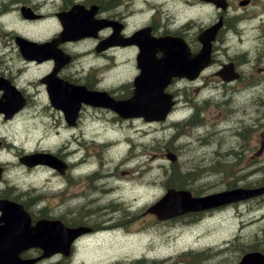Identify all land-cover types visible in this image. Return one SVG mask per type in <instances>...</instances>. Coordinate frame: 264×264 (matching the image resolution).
Listing matches in <instances>:
<instances>
[{
    "label": "rangeland",
    "instance_id": "obj_1",
    "mask_svg": "<svg viewBox=\"0 0 264 264\" xmlns=\"http://www.w3.org/2000/svg\"><path fill=\"white\" fill-rule=\"evenodd\" d=\"M27 1L0 0V7L7 4L10 13H14L13 17H10V13L5 18L0 17V34L6 42H9V35H6L4 30L14 36L17 31L51 34L60 29L56 21L54 26L48 22L40 24L38 28L36 25V29L21 25V7L23 2ZM47 2L49 3L46 7L52 10L55 6L62 5L64 0ZM167 9L169 19L189 21L194 34H197L202 29V23L207 24L214 14V9L209 6H194L186 0H169ZM262 11L263 6L255 10L257 14ZM253 12L248 11L244 19V26L248 28L245 38L253 39L256 34L254 30L249 29L253 27L252 22L255 20L250 16ZM150 13L143 12L139 20ZM261 15L264 17V12ZM3 21H6V27ZM232 35H235V32ZM240 40L242 39L233 36V47L239 52L249 49L248 41L238 47ZM78 48L89 50L88 55L92 53L88 43L79 45ZM261 51L264 55V49ZM2 52L8 53L1 47L0 54ZM9 55L13 56V61H7L10 65L20 60L17 53ZM88 55L78 59L73 68L81 70L83 67H92ZM101 62L100 59L96 60L95 66L103 67ZM262 66L263 62H260V67ZM95 73L102 74V79L111 83L114 80L121 82L128 76V68L116 66L106 71L98 68ZM205 79L209 78L205 76L203 81L191 83L180 81L175 85L181 94L183 92V97L182 105L173 116L174 123L170 122L171 120L164 124L143 123L141 119H135L108 124L104 120L95 119L93 110H86L90 117L85 115L84 124L81 126L83 129L67 133L66 141L71 142V137L76 134L77 143L63 144L64 151L69 152V159L72 161L86 153L89 154L88 164L79 165L75 171V174L81 175H74L68 180V186L65 180L63 181L64 175L53 169H28L26 165L21 164V152L19 154L16 147H0V160L6 158L12 163L7 165L8 173L4 181L0 182V191L11 190L8 194L19 196L22 190L26 191L23 187L30 181L37 185L38 189L22 193L25 199L40 196L43 199L42 204L47 207L77 208L75 217L82 220L86 216L84 213L89 211L86 218L88 222L105 215L104 211L108 217L114 218L116 222L113 224H118L115 229H108L103 235L88 237L85 244L79 246L80 264H132V261L143 258L147 260L144 261L145 264H235L247 248L248 251L256 247L264 249V205L249 207L241 204L240 208L235 209L226 206L212 211L213 213H205L195 223L186 222L189 217L176 221H160L155 215L147 212L148 206L160 199L169 187L183 184L181 182L185 178L179 179L180 173L195 170L192 175L194 179H185L188 181H185V185L204 193L223 190L234 184L262 182L264 96L251 98L247 108L252 110V113L249 112L246 119L245 116L241 117V110L235 115L232 108L240 107L241 101H248L252 96H249V92L261 94L264 86L248 88L245 91L241 84L215 86L211 81L203 83ZM26 114V118L23 115L17 117L23 126L15 120L4 127L9 133L6 134L7 137L16 138L19 143L25 136L29 140H39L43 136L39 141L41 148L51 147L58 150L57 147L62 146V141L59 136L49 133L53 132L52 121L50 129L42 133L36 130L32 117L28 118L29 113ZM241 118L245 123L243 127H240ZM55 120L63 121L60 113H56ZM65 133L61 130L63 137ZM52 139L56 144L48 143ZM0 140L6 143L4 137H0ZM168 150L177 155L176 160L172 161L166 156ZM61 151L64 152L62 148ZM215 163L224 165L227 170L220 168V171H217L211 167ZM211 168L217 173L212 172ZM90 170L94 171L86 173ZM101 175L104 178L99 177ZM61 181L63 183H60ZM112 185L117 187L112 188L113 191L107 190L106 187ZM61 186L63 188L59 189ZM99 211L104 214L101 215ZM97 212L98 215H95ZM189 250H192V255L184 257V252ZM205 251L208 253L207 257L203 255ZM200 252H203L200 257L194 255ZM202 257H206V260L203 261L205 258Z\"/></svg>",
    "mask_w": 264,
    "mask_h": 264
},
{
    "label": "flooded vegetation",
    "instance_id": "obj_2",
    "mask_svg": "<svg viewBox=\"0 0 264 264\" xmlns=\"http://www.w3.org/2000/svg\"><path fill=\"white\" fill-rule=\"evenodd\" d=\"M31 1L34 2L30 3ZM47 1L50 0H28L26 3L23 2L29 8V16L24 15L26 25L41 18L59 23V13L75 3L82 4L88 9H96L95 17L103 18L105 25L93 36L61 45L65 52L72 55V61L63 66L56 75L52 73L55 67L53 60L49 59L37 63L36 61L26 62L27 60L23 57L16 39L13 40L15 37L10 36L11 32L3 31L6 35H9V42H6L0 34V48L3 47L8 52L7 54L5 52L0 54V131L3 133H0L2 134L0 137L6 139V143L0 140V147H16L19 154L21 152L19 162L26 165L28 169L48 170L49 168L63 174V181L65 180L67 186L74 175H81L75 174L78 166L83 165L85 161L88 162V153L73 160V162L69 159V152L64 151L65 144L77 143L76 134L71 137V142L66 141L68 138L67 133L71 130L83 129L81 126L84 124L85 115L90 117V114H86V110H93L95 119L104 120L108 124L138 119H125L110 107L83 104L79 116L69 120L63 110L54 103L62 92L65 96H73L75 100L78 96L77 90L81 89L83 91L82 87L68 86L69 84L83 85L91 91L105 92L106 96L117 101L128 100L135 93L136 82L140 84L147 83V79L143 78L145 68L152 61L162 56L159 39L167 36L183 38L191 44L192 50L197 52L203 46L199 40L200 33L207 27L220 24L213 44V65L206 69L197 82L203 81L206 76L209 79H205L203 83L211 81L213 85L217 86L241 84L245 91L251 87L264 86V71H262L264 66L260 67V62H263L264 65V55L261 51L264 49V17L261 15L264 11L260 14L255 12L261 6L264 7V0H226V7L224 8L222 6L218 7L214 2L186 0L188 4H194V6L201 4L214 9V14L209 22L207 24L202 23V29L197 34L193 33L189 21L183 22L177 18L169 19L167 9L169 0H64V3L60 6L53 5L55 8L52 10L46 7V4L49 3ZM180 1L182 2V0ZM0 8L2 15L10 13L7 4L1 5ZM252 10L254 12L250 16L255 20L252 22L254 26L249 29L254 30L256 34L253 39L250 38L247 44L249 49L239 52L233 47L234 43L232 45V39L235 36L232 34L233 32L238 33V29L243 26L241 21L246 18V13ZM147 11L151 12L150 15L139 20L143 12ZM256 16L258 17L256 18ZM25 34L36 38L35 34L29 32H25ZM57 35L58 31L51 34H42L38 38L48 40ZM235 38L238 39L236 36ZM86 43L91 45L90 50H92V53L89 55V50H79L78 48L79 45ZM238 47H242V45ZM9 53H17L20 60L13 62L11 65L8 64V60L13 61V56H10ZM86 55L90 58L89 63L92 64L90 65L92 67H83L81 70L73 68L76 61ZM99 59L102 61L100 64L103 67L95 66L96 60ZM226 64L233 65L235 71L239 74L238 78L227 81L221 77L219 72ZM116 66L128 68V76L121 82L114 80L111 83L109 80L102 79V74L95 73L98 68L106 71ZM207 72L208 74H206ZM214 78L216 79L214 80ZM174 82L176 85L180 81L175 79ZM248 94L249 96L252 95L248 101H241L240 107L232 108L235 115L241 110V117L245 116V119L249 112L252 113V110L247 108V104L251 98L264 96V90H262L261 95L256 92H249ZM179 97L181 98L183 95ZM22 102L25 105L15 111L18 104ZM57 112L61 114L63 121L55 120ZM26 113H29L28 118L32 117L36 130H40L42 133L50 129V122L52 121L53 132L49 133L59 136L62 141V146L57 147L58 150H53L51 147L50 149L41 148L39 141L43 136L39 140H29L25 136L26 140L23 137L19 143L16 142V138L10 139L9 136L7 137L6 134L9 133L4 127L8 123L18 120L17 117L20 115L26 118ZM240 120L242 121L240 127H243L245 125L244 120L243 118ZM18 121L22 124L20 120ZM61 130L66 132L64 137ZM22 136H24L23 130ZM48 143L56 144L54 139ZM61 148L64 152L61 151ZM73 152L71 151V153ZM51 154L53 157L56 156L64 160L65 166L62 171L54 168L51 164L41 163L47 161V156ZM21 158L25 160L24 163ZM79 160L81 162L78 165ZM8 164H12L8 159L3 158L0 160V182L4 181L5 175L8 173ZM63 181L60 183H63ZM62 188L63 186L59 189ZM23 189L30 193L29 190L38 189V186L29 181ZM26 191L22 190L21 193ZM10 192L11 190H1L0 199L15 201L24 207L20 211V207L17 206H0V263L2 264H10L13 259L18 264H80L78 262L79 246L84 245L88 237H96L109 228L115 229L118 226V224H113L116 222L115 219L108 217L106 211H104L105 215L102 217L93 218L88 222L86 218L89 211L84 213L86 216L82 220L75 217L77 208L47 207L42 204L43 199L40 196L25 199L22 194L19 196L8 194ZM261 201H264V197L245 201L247 203H235L233 208H240L239 205L241 204L242 206H248V204ZM99 212L101 215L104 214L102 211ZM95 215H98V212ZM72 228H80L83 231L91 230L88 233L86 231L72 237L69 234V230ZM68 241L70 243H67ZM51 244L54 245L53 248H46L47 245L50 246ZM131 263L138 264L140 259Z\"/></svg>",
    "mask_w": 264,
    "mask_h": 264
},
{
    "label": "water",
    "instance_id": "obj_3",
    "mask_svg": "<svg viewBox=\"0 0 264 264\" xmlns=\"http://www.w3.org/2000/svg\"><path fill=\"white\" fill-rule=\"evenodd\" d=\"M67 15L64 17L65 31L63 35L65 37L75 39L88 33V20L83 16L80 9L72 10ZM217 30L216 25L203 34L204 49L196 55L189 53L187 46L177 38L169 39L162 60L150 67L151 73L157 79V84L152 87V91H154L152 98L141 91V95L137 96V99L130 100L126 106L123 103H118L114 105V108L120 107L118 110L124 115H126L125 110L128 108L131 113L127 116L143 115L147 120H165L174 103L172 101L173 95L166 93L165 88L174 76L194 79L211 63V42L215 38ZM234 77L230 75L228 79ZM142 88L144 87L141 86L140 89L142 90ZM145 89L149 90L150 87ZM101 100L104 102V98ZM78 107H80V103H78ZM168 157L172 160L176 159L174 153H168ZM263 193L264 186H261L229 189L196 197L189 190L170 188L149 210L156 213L160 219H168L189 211L206 210ZM0 206H3L2 202H0ZM10 264L18 263L13 259ZM239 264H264V255L259 252L249 253L244 256Z\"/></svg>",
    "mask_w": 264,
    "mask_h": 264
},
{
    "label": "trees",
    "instance_id": "obj_4",
    "mask_svg": "<svg viewBox=\"0 0 264 264\" xmlns=\"http://www.w3.org/2000/svg\"><path fill=\"white\" fill-rule=\"evenodd\" d=\"M192 175H193V171H190V172H187V173H180L178 178H181V179L185 178V179H188V181H189V180L194 179L192 177ZM185 179L182 182H185L186 181ZM188 181H186V182H188Z\"/></svg>",
    "mask_w": 264,
    "mask_h": 264
},
{
    "label": "bare ground",
    "instance_id": "obj_5",
    "mask_svg": "<svg viewBox=\"0 0 264 264\" xmlns=\"http://www.w3.org/2000/svg\"><path fill=\"white\" fill-rule=\"evenodd\" d=\"M31 67H32V66H31ZM53 137H54V136H53ZM9 142H10V141H9ZM9 142H8V143H9ZM72 143H73V142H72ZM73 147H74V146H73ZM73 147H72V148H73ZM6 149H7V148H6ZM70 149H71V146H70ZM78 149H79V148H78ZM3 151H4V150H3ZM6 151H7V150H6ZM6 151H5V152H6ZM6 153H8V152H6ZM130 157H131V156H130ZM79 161H81V160H79ZM101 169H102V168H101ZM104 169H105V168H104ZM102 170H103V169H102ZM110 170H111V169H110ZM105 171H106V170H105ZM112 171H113V170H112ZM100 172H101V171H100ZM98 173H99V172H98ZM113 173H114V172H113ZM99 174H100V173H99ZM105 176H106V175H105ZM99 177H100V176H99ZM103 177H104V176H103ZM107 177H108V176H107ZM107 179H108V178H107ZM109 179H110V178H109ZM112 179H113V178H112ZM153 179H154V178H153ZM110 180H111V179H110ZM96 181H97V180H96ZM98 181H100V180H98ZM104 181H105V180H104ZM111 181H112V180H111ZM148 181H149V180H148ZM148 181H147V182H148ZM153 181H155V180H153ZM150 182H151V181H150ZM102 183H103V180H102ZM106 183H107V182H106ZM108 183H110V182H108ZM148 184H149V183H148ZM100 185H101V183H100ZM103 185H104V184H103ZM106 185H108V184H106ZM106 185H105V186H106ZM97 186H98V184H97ZM116 187H117V185H116ZM116 187H115V188H116ZM151 187H152V186H151ZM103 188H104V186H103ZM106 188H108V186H107ZM98 189H99V186H98ZM100 189H102V188H100ZM102 190H103V189H102ZM111 190H112V189H111ZM104 191H105V189H104ZM112 191H113V190H112ZM101 192H102V191H101ZM103 193H104V192H103ZM21 194H22V193H21ZM98 196H99V195H98ZM102 235H103V234H102Z\"/></svg>",
    "mask_w": 264,
    "mask_h": 264
}]
</instances>
